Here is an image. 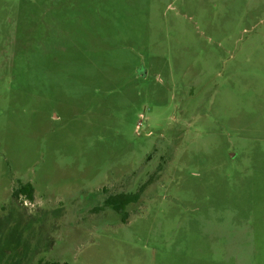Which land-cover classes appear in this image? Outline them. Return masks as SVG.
Listing matches in <instances>:
<instances>
[{
  "label": "rangeland",
  "instance_id": "obj_1",
  "mask_svg": "<svg viewBox=\"0 0 264 264\" xmlns=\"http://www.w3.org/2000/svg\"><path fill=\"white\" fill-rule=\"evenodd\" d=\"M47 263L264 264V0H0V264Z\"/></svg>",
  "mask_w": 264,
  "mask_h": 264
},
{
  "label": "trees",
  "instance_id": "obj_2",
  "mask_svg": "<svg viewBox=\"0 0 264 264\" xmlns=\"http://www.w3.org/2000/svg\"><path fill=\"white\" fill-rule=\"evenodd\" d=\"M24 195L26 197L29 198V200H33L34 199V188L33 185L31 183H27L24 185H21L20 188H18L16 190V192L14 193V197L17 198L19 195ZM130 201H127L125 203H123L122 205L119 206L118 208V212H123V210L125 209L126 205L129 204ZM47 264H59V263H47Z\"/></svg>",
  "mask_w": 264,
  "mask_h": 264
}]
</instances>
